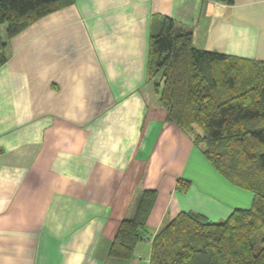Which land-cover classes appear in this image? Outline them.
Returning a JSON list of instances; mask_svg holds the SVG:
<instances>
[{
    "label": "crops",
    "instance_id": "crops-1",
    "mask_svg": "<svg viewBox=\"0 0 264 264\" xmlns=\"http://www.w3.org/2000/svg\"><path fill=\"white\" fill-rule=\"evenodd\" d=\"M165 18L199 50L264 62V0H76L7 42L0 264H149L167 219L195 212L222 222L251 207L253 194L166 120L147 65ZM144 190L157 191L144 239L131 259L112 258Z\"/></svg>",
    "mask_w": 264,
    "mask_h": 264
},
{
    "label": "trees",
    "instance_id": "trees-1",
    "mask_svg": "<svg viewBox=\"0 0 264 264\" xmlns=\"http://www.w3.org/2000/svg\"><path fill=\"white\" fill-rule=\"evenodd\" d=\"M75 1L0 0V67L9 59L12 37ZM147 65L166 120L202 142L213 167L253 194L250 208L236 209L222 222L195 212L167 219L152 238L149 264H264V62L199 50L191 32L176 31L165 18L149 38ZM156 198L155 190L141 192L134 214L119 224L110 257H133Z\"/></svg>",
    "mask_w": 264,
    "mask_h": 264
},
{
    "label": "rangeland",
    "instance_id": "rangeland-1",
    "mask_svg": "<svg viewBox=\"0 0 264 264\" xmlns=\"http://www.w3.org/2000/svg\"><path fill=\"white\" fill-rule=\"evenodd\" d=\"M200 144H202V142H199ZM204 146V144H202ZM184 180H187V179H184ZM188 181V180H187Z\"/></svg>",
    "mask_w": 264,
    "mask_h": 264
}]
</instances>
